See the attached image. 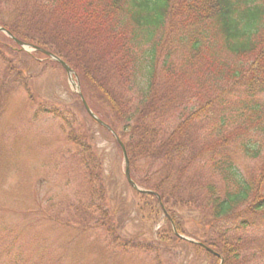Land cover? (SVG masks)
I'll list each match as a JSON object with an SVG mask.
<instances>
[{
  "label": "trees",
  "instance_id": "trees-1",
  "mask_svg": "<svg viewBox=\"0 0 264 264\" xmlns=\"http://www.w3.org/2000/svg\"><path fill=\"white\" fill-rule=\"evenodd\" d=\"M0 27L57 55L75 71L89 108L125 146L132 180L151 192H137L140 198L153 200L163 213L164 207L171 220L176 208L202 210L208 217L203 231L209 227L217 240L204 233L202 244L188 243L205 251L211 264H220L214 253L223 264H247L245 241L236 237L264 227V0H0ZM5 39L10 40L0 34V41ZM168 44L182 47L186 70L193 68L209 84L208 101L193 114L188 112L192 101L184 84L166 83L161 89L164 80L187 74L176 72L166 56L161 81L158 53ZM25 55L48 59L42 52ZM225 57L241 63L230 64ZM0 60L8 59L0 54ZM15 74L13 80L27 87L22 72ZM231 100L238 108L230 107ZM216 104L221 106L218 122L217 117L196 122L206 106ZM80 106L121 150L113 134L89 116L83 103ZM41 112L68 127L69 141L81 149L89 182L100 181V163L75 113L54 108ZM208 127L209 141L200 133ZM236 150L260 161V169L251 175L242 172L234 160ZM87 205V213L95 209L96 226L119 246L102 187H92ZM175 228L182 234L179 224Z\"/></svg>",
  "mask_w": 264,
  "mask_h": 264
},
{
  "label": "rangeland",
  "instance_id": "rangeland-1",
  "mask_svg": "<svg viewBox=\"0 0 264 264\" xmlns=\"http://www.w3.org/2000/svg\"><path fill=\"white\" fill-rule=\"evenodd\" d=\"M10 40L0 41V54L8 59L0 60V264H211L213 259L205 251H196L189 244H202L206 241L204 233L208 239H216L209 227L203 231L206 214L197 208H176L171 220L164 207L166 215L153 200L140 198L126 179L122 151L108 132L93 125L82 111L80 94L85 98L75 71L73 79L79 84L78 91L61 67L40 56L28 58L25 54L32 53ZM158 54L162 58L161 81L165 78L162 69L166 56L176 72L187 73L164 80L161 89L166 83L172 87L184 84L192 101L188 112H198L210 97L209 84L194 74L193 68L186 70L187 53L182 47L168 44ZM225 58L230 64L241 60ZM13 66L15 70L9 72ZM16 70L22 72L21 79L27 87L13 80ZM85 94L88 96V91ZM179 102L184 105L186 99ZM230 102V107L238 108V103L234 106ZM51 108L72 111L84 125L91 139L92 156L100 163V181L96 184L89 182L81 149L69 141L68 127L62 120L41 112ZM220 112L219 104L206 106L196 122H201L202 117H217L218 122ZM200 133L212 140L209 127ZM234 160L244 173L251 175L260 169V161L247 159L237 150ZM217 183L223 186L219 179ZM93 186L102 187L105 193L106 207L113 215L111 228L115 227V235L120 237L119 246L96 226L95 209L87 213L84 208L90 202ZM177 224L182 234L177 233ZM173 231L182 239L177 240ZM236 238L245 241L247 264H264L263 226L249 228ZM183 239L187 243H182ZM124 241L130 245L124 247Z\"/></svg>",
  "mask_w": 264,
  "mask_h": 264
},
{
  "label": "water",
  "instance_id": "water-1",
  "mask_svg": "<svg viewBox=\"0 0 264 264\" xmlns=\"http://www.w3.org/2000/svg\"><path fill=\"white\" fill-rule=\"evenodd\" d=\"M0 32H3L5 33L6 35H8L11 39H13L17 45H19L24 51H27V52H32V51H40L42 53H44L45 55H47L52 61L58 63L67 73V76H68V80H69V83L71 84V86L73 87L74 90H79L80 87H79V84L75 83L74 79H73V76H74V71L63 61L61 60L59 57H57L56 55H53L45 50H42L38 47H35L31 44H28V43H23L19 40H17L13 35H11L9 32H7L5 29H0ZM80 97L82 99V102L85 106V109L86 111L88 112V114L97 122L99 123L101 126L107 128L108 130H111L107 125H105L102 121H100L97 116L90 110V108L88 107L87 103L85 102V100L83 99V97L81 96L80 94ZM114 134V133H113ZM115 135V134H114ZM115 137H117L115 135ZM118 139V138H117ZM121 144V142H120ZM122 148H123V153H124V159H125V165H126V177H127V180L128 182L130 183V185L138 190L139 192H142V190H140L137 185L131 180L130 178V174H129V160H128V157H127V154H126V151H125V148L124 146L121 144Z\"/></svg>",
  "mask_w": 264,
  "mask_h": 264
}]
</instances>
